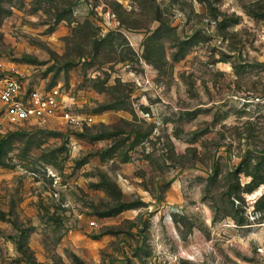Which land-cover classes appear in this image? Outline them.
Masks as SVG:
<instances>
[{
    "label": "rangeland",
    "instance_id": "1",
    "mask_svg": "<svg viewBox=\"0 0 264 264\" xmlns=\"http://www.w3.org/2000/svg\"><path fill=\"white\" fill-rule=\"evenodd\" d=\"M8 75L82 123L0 140V264H264V0H0Z\"/></svg>",
    "mask_w": 264,
    "mask_h": 264
},
{
    "label": "built area",
    "instance_id": "2",
    "mask_svg": "<svg viewBox=\"0 0 264 264\" xmlns=\"http://www.w3.org/2000/svg\"><path fill=\"white\" fill-rule=\"evenodd\" d=\"M82 10L86 12L88 5L83 9L76 8L74 13L82 14ZM73 99L58 86L38 87L19 75L0 77V140L16 128L81 124L82 120L72 112ZM240 100L259 108V113L264 114V75L261 91L245 94Z\"/></svg>",
    "mask_w": 264,
    "mask_h": 264
},
{
    "label": "crops",
    "instance_id": "3",
    "mask_svg": "<svg viewBox=\"0 0 264 264\" xmlns=\"http://www.w3.org/2000/svg\"><path fill=\"white\" fill-rule=\"evenodd\" d=\"M86 3H82L81 5H80V7L79 8H84V7H86ZM87 11V10H86ZM117 22H114L113 21V24L112 25H115ZM120 29V28H119ZM142 33L141 34H136V35H134V36H132V38H131V40L133 41V43L135 44V45H139L140 44V42H141V40H142ZM134 44H132V45H134ZM264 115V114H263Z\"/></svg>",
    "mask_w": 264,
    "mask_h": 264
}]
</instances>
